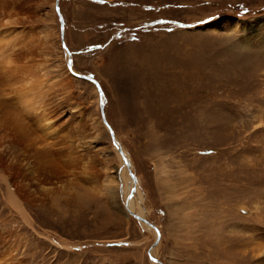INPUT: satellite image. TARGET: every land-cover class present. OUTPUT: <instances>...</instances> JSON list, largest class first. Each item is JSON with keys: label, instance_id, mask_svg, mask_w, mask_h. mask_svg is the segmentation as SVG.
<instances>
[{"label": "rangeland", "instance_id": "1", "mask_svg": "<svg viewBox=\"0 0 264 264\" xmlns=\"http://www.w3.org/2000/svg\"><path fill=\"white\" fill-rule=\"evenodd\" d=\"M57 1L45 10L59 32L52 66L72 65L88 111L74 119L64 101L53 113L72 124L76 162L48 181L55 206L24 202L29 228L1 195L7 229L19 228L2 237L31 262H55L56 249L59 264H264V0Z\"/></svg>", "mask_w": 264, "mask_h": 264}, {"label": "bare ground", "instance_id": "2", "mask_svg": "<svg viewBox=\"0 0 264 264\" xmlns=\"http://www.w3.org/2000/svg\"><path fill=\"white\" fill-rule=\"evenodd\" d=\"M54 3L55 0H0V166L4 168L0 172V197L6 195L5 202L11 214L17 215L28 228L33 226V221L24 202L30 195H38V202L42 205L46 203L55 206L48 181L57 179L60 184L62 164L75 161L74 144L77 141L72 138V124H62L53 117V113L59 114L56 110L64 101L74 105V119L83 117L88 111L81 104L75 106L78 104L79 94L75 90L72 75L76 74L72 67L63 62L56 68L52 66L53 57L57 56L55 62L61 60L58 51L59 32L50 23V12L45 11L49 7L54 8ZM245 24L244 22L243 25ZM93 121L92 124L99 131L101 125L98 121ZM92 124L88 121L84 124L89 132L93 129ZM116 142L115 147L124 158L131 177L132 167L125 159L124 150L117 137ZM67 151L70 152L69 155H57ZM81 151H88V148ZM82 165L79 166L80 174L92 175ZM69 169L73 170L67 173L74 177L77 175L74 171L79 170H74V165ZM97 179L98 177H92L88 188L94 196L103 193ZM133 181L137 183V179ZM55 187L58 190L60 188L56 184ZM136 205L135 201H131L130 210H136ZM2 218L4 209L0 212V225L3 228L0 231V264H40L39 260L42 261L41 264H59L58 259L63 253L56 249L58 259L55 262L48 258L49 255L40 256L38 252L31 256L32 262L26 259L25 252L20 256L10 239L6 241L2 237L3 234L17 233L19 228L10 227L8 230L7 226L11 223L7 218ZM143 224L149 226L145 222ZM154 231L157 233L155 229ZM59 247L74 249L68 242L60 243ZM261 254L263 253L258 255ZM69 257L76 259L80 255L73 254Z\"/></svg>", "mask_w": 264, "mask_h": 264}, {"label": "water", "instance_id": "3", "mask_svg": "<svg viewBox=\"0 0 264 264\" xmlns=\"http://www.w3.org/2000/svg\"><path fill=\"white\" fill-rule=\"evenodd\" d=\"M58 1H59V0H58ZM60 21H61V28H62V39H63V44H64V47L66 48V50L68 51V49H67V47H66V45H65V42H64V21H63V19H62L61 17H60ZM69 66L71 67L72 65L69 63ZM81 77H82V78H85V79H88L89 81L95 83V84L97 85V87H98L99 93L102 95L101 87H100V85H99V83H98L97 81H95V80L92 79V78H87V77H85V76H81ZM102 113H103V117H104V118H103V119H104V122H105L106 126L109 128V130H110V132H111V136H112L113 141H114V144L116 145L117 142H116L115 134H114L113 130L111 129L110 125L108 124V122H107V120H106V118H105V114H104V111H103V107H102ZM131 177H132L134 180H136V178H135V176H134L133 174H131ZM127 207H128V206H127ZM129 213H130L132 216H134L135 218H137V219H139V220H141V221H143V222L149 224V226H151L152 228H154V229L157 231V233H158V241L160 240V232H159L158 228H157L155 225L150 224V222H148V221L145 220L144 218L138 216L137 214H134V213H131V212H129ZM154 261L157 262V263H159L158 260H154Z\"/></svg>", "mask_w": 264, "mask_h": 264}]
</instances>
